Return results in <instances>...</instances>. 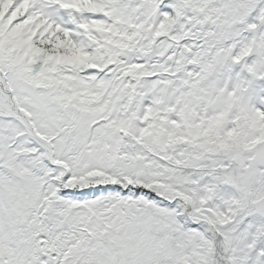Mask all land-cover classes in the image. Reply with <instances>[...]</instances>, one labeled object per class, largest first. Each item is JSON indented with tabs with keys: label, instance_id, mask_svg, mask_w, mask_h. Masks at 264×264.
Masks as SVG:
<instances>
[{
	"label": "trees",
	"instance_id": "16d2710c",
	"mask_svg": "<svg viewBox=\"0 0 264 264\" xmlns=\"http://www.w3.org/2000/svg\"><path fill=\"white\" fill-rule=\"evenodd\" d=\"M149 1L113 17L128 51L100 40L95 99L58 74L34 86L37 109L0 72L30 127L1 140L27 147L13 160L40 184L25 205L15 177L0 182V264H264V177L247 171L264 139V0H166L163 20ZM18 31L0 19L1 48Z\"/></svg>",
	"mask_w": 264,
	"mask_h": 264
},
{
	"label": "rangeland",
	"instance_id": "374dc122",
	"mask_svg": "<svg viewBox=\"0 0 264 264\" xmlns=\"http://www.w3.org/2000/svg\"><path fill=\"white\" fill-rule=\"evenodd\" d=\"M28 1L34 4L33 9L26 5ZM149 2L152 7L156 6V3L159 4L160 10L155 14V17L161 15L162 18L160 17L159 20H163L168 15L169 12L164 11L167 6L165 5L166 0H150ZM135 3L136 0H0V14H5V18H10L13 28L19 30L16 43H8L7 45L10 46L7 49L0 46V72L6 78L9 76V90L10 87H14L15 97L23 103H26L27 99L39 101V104L35 105L38 109L45 104L46 100L35 92L34 86H39L42 83L49 84L50 80H53L58 74L59 76L73 74L85 82L82 84L84 86L81 87L80 93L84 96L87 94V98L95 99L90 84L103 74L102 71H104L106 63V49L99 39L103 41L112 39L115 48L118 47L120 53L128 51V45L124 46L117 40L114 42V39L121 35L123 29L113 27L110 19L114 12L116 14L119 11L118 15L123 12L120 10L121 7L128 10ZM149 13L154 15L153 12ZM124 14L129 15L130 13L125 11ZM170 22L172 20H169L168 24ZM159 25L158 35L161 34L160 29L162 32L167 30L165 25H162V21ZM129 59L132 61L133 56H128L122 63L131 64V61H127ZM4 83H6L5 79ZM0 85H2L1 82ZM9 95H6L5 91L2 93L0 91V126L10 127L13 131L21 128L30 129L25 122L26 117L21 114L17 106H14ZM31 108V106L27 107V109ZM31 112L33 115H37L36 121L42 119L35 110ZM51 116L53 115L50 114L49 118ZM9 119L13 122L6 121ZM50 124L51 121L47 119L44 127H51ZM81 131L80 134L89 135L87 130ZM3 142L0 137V149L2 150L0 164L4 165V168L0 169V182L5 177L13 180L15 177L17 182L12 188L24 204L29 205L32 202H37L39 196L35 195V191L39 192L40 190L39 182L31 178L28 173L21 170L18 172L22 166L24 167L22 164L24 160L20 159L22 155L19 151L27 147H22L20 143L16 147H10L9 137ZM55 148L58 151L60 144H56ZM19 155L21 157L13 160L15 156ZM90 155H85L82 165H87L89 160L92 161ZM253 169L251 164L247 171L250 172ZM84 171L86 170L77 168L76 173ZM68 175L67 172L60 175L58 180L60 185L64 176L67 178L71 176V174ZM244 179L242 178V180ZM50 188L53 192L55 186L50 184L48 192H50ZM1 190L2 186L0 185ZM87 190L97 191L95 188ZM0 202L3 205L6 203L4 191L0 193ZM258 204L261 212L264 213V199ZM236 260L235 258V264Z\"/></svg>",
	"mask_w": 264,
	"mask_h": 264
},
{
	"label": "water",
	"instance_id": "95a60500",
	"mask_svg": "<svg viewBox=\"0 0 264 264\" xmlns=\"http://www.w3.org/2000/svg\"><path fill=\"white\" fill-rule=\"evenodd\" d=\"M253 164L255 170L262 169V174L264 175V140L259 142L253 149Z\"/></svg>",
	"mask_w": 264,
	"mask_h": 264
}]
</instances>
